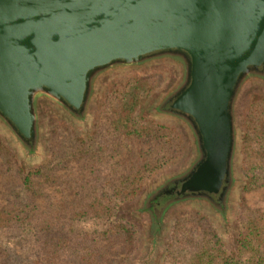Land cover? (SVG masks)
Segmentation results:
<instances>
[{"label": "water", "instance_id": "95a60500", "mask_svg": "<svg viewBox=\"0 0 264 264\" xmlns=\"http://www.w3.org/2000/svg\"><path fill=\"white\" fill-rule=\"evenodd\" d=\"M163 61L181 75L160 109L186 124L196 157L145 198L220 203L237 98L264 74V0H0V122L27 153L39 149L42 105L85 119L104 74Z\"/></svg>", "mask_w": 264, "mask_h": 264}, {"label": "trees", "instance_id": "16d2710c", "mask_svg": "<svg viewBox=\"0 0 264 264\" xmlns=\"http://www.w3.org/2000/svg\"><path fill=\"white\" fill-rule=\"evenodd\" d=\"M127 83L117 90L119 103H112V90L96 110L88 132L61 136L63 124L54 125L39 162H24L0 132V264H138L142 227L125 208L147 173L171 169L187 147L181 132L120 103ZM243 116L241 168L252 190L264 184V97L246 105ZM130 140L145 151L128 150ZM176 196L145 199L152 221ZM239 210L227 241L200 210L176 219L157 264H264V209Z\"/></svg>", "mask_w": 264, "mask_h": 264}, {"label": "rangeland", "instance_id": "374dc122", "mask_svg": "<svg viewBox=\"0 0 264 264\" xmlns=\"http://www.w3.org/2000/svg\"><path fill=\"white\" fill-rule=\"evenodd\" d=\"M177 66L176 62L163 61L142 64L123 70L109 71L95 85L94 95L85 119L69 116L54 107L53 104L46 103L42 105L40 125L43 136L40 140L39 149L31 154L27 153L25 148L18 146L13 135L0 122V132L15 148L20 158L24 162L36 163L45 156L46 136L54 125L60 122L63 124L65 129L62 131L61 136L68 135L74 138L76 131L80 134L88 132L93 128L96 110L99 109L100 105L104 106L105 103L107 104L110 99L108 96L111 95L112 90L115 92L114 96L111 95L113 98L112 103L116 104L119 101V92L117 90L121 87L120 84L129 82L127 83L129 92L122 90L125 91V95L122 96L123 100L120 103L129 105L133 110L138 111L144 121L159 123L170 129L177 130L178 134L181 132V135H184L185 142L182 141V145L187 147L185 153L183 151L179 152L178 161L174 163L171 169L165 167L156 169L150 174L147 173L143 179L144 182L139 197L125 208L127 214L135 218L142 227L141 237L144 246L138 258V264H144L143 261L145 262L146 260L145 264H157L158 259L165 251L171 224L176 219L192 215L195 210H200L207 214L213 225L221 231L227 241L234 238V234L238 229L239 209H264V184L261 183L257 188L249 189L250 178L244 175V171L241 168V156L244 149L242 146L245 142L246 134L245 126L243 125L244 109L253 99L264 97V74H259L250 78L237 98L236 156L232 171V182L224 201L216 203L208 199H198L199 201L170 200L162 207L161 213L156 219L159 222L152 221L151 211L146 208V203H144L145 197L150 193H154L160 185L165 184L168 178H173L181 170H186L190 162L196 157V148L186 124L160 109L163 95L169 88L180 84L181 72ZM129 143L128 150H132V152L140 153V151H145L146 149L142 143H135L131 140ZM262 182H264V176H262ZM154 223L158 224L157 226L155 224L158 230H152ZM146 249L149 251L148 256Z\"/></svg>", "mask_w": 264, "mask_h": 264}]
</instances>
